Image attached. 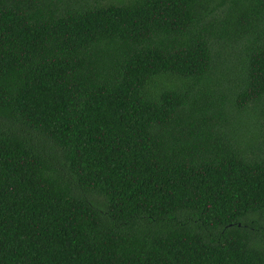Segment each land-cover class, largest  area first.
<instances>
[{
	"label": "trees",
	"instance_id": "trees-1",
	"mask_svg": "<svg viewBox=\"0 0 264 264\" xmlns=\"http://www.w3.org/2000/svg\"><path fill=\"white\" fill-rule=\"evenodd\" d=\"M0 264H264V0H0Z\"/></svg>",
	"mask_w": 264,
	"mask_h": 264
}]
</instances>
